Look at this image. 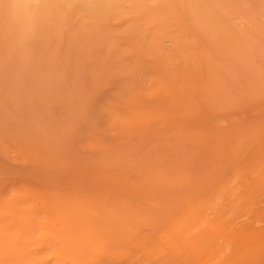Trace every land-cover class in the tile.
I'll list each match as a JSON object with an SVG mask.
<instances>
[{"label": "rangeland", "instance_id": "obj_1", "mask_svg": "<svg viewBox=\"0 0 264 264\" xmlns=\"http://www.w3.org/2000/svg\"><path fill=\"white\" fill-rule=\"evenodd\" d=\"M0 264H264V0H0Z\"/></svg>", "mask_w": 264, "mask_h": 264}]
</instances>
